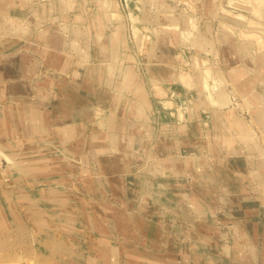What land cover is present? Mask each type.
<instances>
[{
  "label": "rangeland",
  "instance_id": "rangeland-1",
  "mask_svg": "<svg viewBox=\"0 0 264 264\" xmlns=\"http://www.w3.org/2000/svg\"><path fill=\"white\" fill-rule=\"evenodd\" d=\"M257 1L0 0V264H264Z\"/></svg>",
  "mask_w": 264,
  "mask_h": 264
},
{
  "label": "crops",
  "instance_id": "crops-1",
  "mask_svg": "<svg viewBox=\"0 0 264 264\" xmlns=\"http://www.w3.org/2000/svg\"><path fill=\"white\" fill-rule=\"evenodd\" d=\"M254 6H256V12H260V13H264V0H258L257 1V4H255ZM59 42V41H58ZM56 42V43H58ZM27 57V56H26ZM20 59V58H18ZM17 59V56L12 58L11 60H9L7 63H9L8 65L6 66H1L3 67V69L0 68V77L1 78H7L8 81L10 80L9 78H12V77H16V76H19V72L22 71V68H19L18 66H16V61L18 60ZM25 74H27V72H25ZM7 89L8 90H13L14 89V86L13 84H8L7 85ZM50 94L52 93L51 90L49 91ZM55 92V91H54ZM58 95V94H57ZM43 98V96H42ZM60 98V97H59ZM44 101V100H43ZM48 101V100H47ZM54 102V101H53ZM44 103L46 104H50L51 102H46V100L44 101ZM72 108V106L70 107Z\"/></svg>",
  "mask_w": 264,
  "mask_h": 264
},
{
  "label": "bare ground",
  "instance_id": "bare-ground-1",
  "mask_svg": "<svg viewBox=\"0 0 264 264\" xmlns=\"http://www.w3.org/2000/svg\"><path fill=\"white\" fill-rule=\"evenodd\" d=\"M98 75H99V73H98ZM100 76V75H99ZM74 126H75V124H74ZM10 148V147H9ZM14 152H8V151H6V150H4L3 148H1L0 147V155H1V157H3V158H5V155L6 156H8V158L10 159H6L5 158V160H8V161H11V160H13V158H14ZM130 258V257H129ZM130 260H132V258L130 259ZM164 261V260H163ZM132 263V262H131ZM133 264V263H132Z\"/></svg>",
  "mask_w": 264,
  "mask_h": 264
}]
</instances>
